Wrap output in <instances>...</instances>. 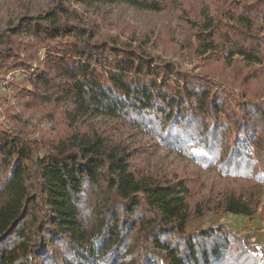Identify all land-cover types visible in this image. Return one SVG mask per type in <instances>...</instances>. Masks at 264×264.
Segmentation results:
<instances>
[{"label": "trees", "instance_id": "obj_1", "mask_svg": "<svg viewBox=\"0 0 264 264\" xmlns=\"http://www.w3.org/2000/svg\"><path fill=\"white\" fill-rule=\"evenodd\" d=\"M73 3L169 7L168 0H53L0 30V77L11 67L32 69L45 50L32 90L21 91L22 113L63 110L42 143L18 116L12 133L0 130V264H264V248L253 253L249 237L224 225L186 229L193 213L213 204L252 216L253 198L227 188L194 208L193 180L152 168L151 148L93 123L117 120L201 169L264 184V104L163 59L150 31L126 40L102 32ZM190 10L195 17L184 9L181 19L195 57L264 67V0Z\"/></svg>", "mask_w": 264, "mask_h": 264}, {"label": "rangeland", "instance_id": "obj_2", "mask_svg": "<svg viewBox=\"0 0 264 264\" xmlns=\"http://www.w3.org/2000/svg\"><path fill=\"white\" fill-rule=\"evenodd\" d=\"M52 1L0 0V30L5 27L10 18L43 12ZM172 2L173 0H168V9L160 13L138 11L122 4L106 7H85L79 3L72 5L73 8L82 12L86 19L97 21L102 32L116 35L122 40L129 39L134 32L139 36L152 32L155 40L154 52L161 55L163 59L177 62L183 70L210 76L217 83L227 87L240 100H245L247 97L264 104V72H262L264 67L257 66L251 69L245 63H238L233 67L225 66L222 62L205 63L185 47L184 37L189 26L186 23L187 19H181L184 16L183 10L188 11L189 18H194L193 11L190 10L192 6L195 8L199 4H204L211 5L213 8V0H174V3ZM180 5L181 7L178 8ZM44 57L45 50H42L32 69L11 67L0 77V130L12 133L17 123L14 119L18 116L27 122L26 128L30 137L38 139L40 143L47 139L46 133L52 131L54 125L50 118H56L54 121L60 122L63 115L62 107L52 106L36 108L33 114L22 113L21 106L26 104V100L21 97V91L23 88L32 90L29 79L38 67L43 68ZM252 72H255L259 79H253L254 75H250ZM93 123L97 127L107 125L114 127L136 145L151 148L153 154L149 162L152 168L166 169L193 180L192 185L196 187V193L191 201L192 206L208 197L214 198L212 195L221 197L222 192L227 188L236 189L244 198H253L256 211L252 216L230 213L215 208L213 204L212 209L193 213L186 229L197 231L210 226L224 225L241 237H249L255 245L252 252L260 255L258 248H264V184L243 180L229 181L215 171L201 169L170 150L158 147L151 136L138 134L137 130L128 126H120L117 120L97 118L93 120ZM147 264L157 263L148 262Z\"/></svg>", "mask_w": 264, "mask_h": 264}]
</instances>
